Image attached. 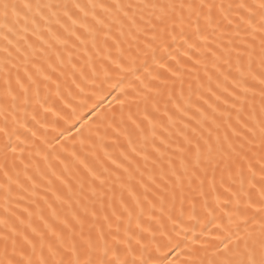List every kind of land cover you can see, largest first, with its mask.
<instances>
[{
	"label": "snow or ice",
	"instance_id": "obj_1",
	"mask_svg": "<svg viewBox=\"0 0 264 264\" xmlns=\"http://www.w3.org/2000/svg\"><path fill=\"white\" fill-rule=\"evenodd\" d=\"M0 264H264V0H0Z\"/></svg>",
	"mask_w": 264,
	"mask_h": 264
}]
</instances>
